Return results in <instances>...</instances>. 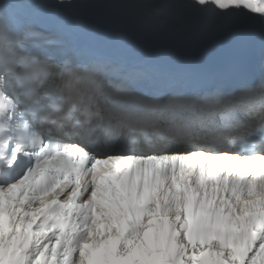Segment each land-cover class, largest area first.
<instances>
[{"label": "snow or ice", "instance_id": "snow-or-ice-1", "mask_svg": "<svg viewBox=\"0 0 264 264\" xmlns=\"http://www.w3.org/2000/svg\"><path fill=\"white\" fill-rule=\"evenodd\" d=\"M80 0H0V264H264V77L87 54L32 17ZM120 26L239 46L264 0H115ZM147 13L146 19L130 15Z\"/></svg>", "mask_w": 264, "mask_h": 264}]
</instances>
